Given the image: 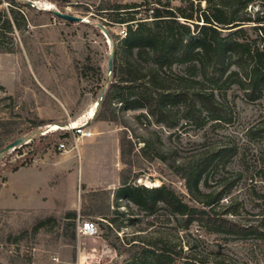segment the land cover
Instances as JSON below:
<instances>
[{
	"label": "rangeland",
	"instance_id": "374dc122",
	"mask_svg": "<svg viewBox=\"0 0 264 264\" xmlns=\"http://www.w3.org/2000/svg\"><path fill=\"white\" fill-rule=\"evenodd\" d=\"M14 1L20 12L16 16L21 26L14 30L13 39L11 34L0 37V117L7 116L8 128L12 131L10 137L30 136V142L23 148L27 154L30 150H37L40 144H49L48 150L39 151L34 160L45 158L48 152L57 158L54 160L57 173L51 184L55 186L56 194L58 191L61 194L55 210H0V238H3L0 241V264H125L126 254L121 255L119 250H123L126 243L143 240L146 243L163 242L165 245L168 241L170 245H183L192 238L202 240L200 249L219 255L229 264H264V231L259 238L247 234L242 239H223L195 225L187 235L181 223L177 225L169 219L164 209L147 216L133 205L127 208L126 203L116 200L113 194L127 177L133 184L145 186L148 181L151 186L146 187L150 188L162 183L172 185L191 200L184 180L175 175L171 166L206 150L229 145L238 148L239 154L226 159L224 171L230 174L241 172V179L221 205L234 200L244 224L261 219L264 202H260L257 196L264 194V184L260 172L254 169L258 145L249 142L245 133L250 127L264 122V101L246 99L237 82H205L200 86L202 89L227 95L228 124L209 120L206 112H202L205 125L199 128L197 123H190L185 118L183 102L170 99H165L163 107L169 112L165 119L176 123L174 128L156 123L145 108L123 110L117 99H113L106 113L110 117V111H114L116 121H96L97 100L102 90L96 87L95 67L99 66L102 71L106 91L120 84L124 96L130 93L125 82L129 77L126 76L128 64L138 71L131 92L140 95L148 88V79L141 76L153 64L151 59L146 54L139 58L135 50L131 55L122 46L121 39L126 36L127 24L134 23L129 19H144L150 24L154 19L145 7L132 13H117L112 9L116 4L140 3L142 0ZM172 1L179 5L181 0ZM23 2L32 8L22 6ZM8 5L6 0H0V11ZM51 10L81 17L84 21L68 24L48 14ZM248 11L252 17L262 15L264 0H256ZM126 20L129 23H125ZM241 35L264 46V32L247 30ZM116 58L118 65L122 61L128 62L123 70L114 63ZM86 68L89 69L86 71ZM184 69L185 65L174 64L170 70L164 68L161 71L162 76L168 74L166 84L169 90L178 89V77ZM119 77L124 78V82ZM185 86L189 85L185 83ZM158 94L153 93V98L147 100L157 105L162 103ZM39 120H45L46 124L17 135V130H25ZM70 126L85 127L92 131V136L74 138ZM4 133L0 128V138ZM144 140L150 142V148L143 153ZM59 142L66 143L67 150L58 149ZM23 160L18 152L7 153L0 161V182ZM218 174H222L221 167L212 168L203 177L201 188L204 192L214 189L207 186L215 184L213 178ZM205 180L208 185H204ZM68 210L90 214L83 218L96 222L98 235L81 237L76 227V243L68 244L65 236L69 237L73 230H64L57 223L51 222L44 229L33 230L38 220L52 214L60 217ZM102 213L108 215L107 219ZM111 220L123 225L120 232L114 229L112 233L103 226L111 225ZM8 234L21 237L19 247L3 243Z\"/></svg>",
	"mask_w": 264,
	"mask_h": 264
},
{
	"label": "trees",
	"instance_id": "16d2710c",
	"mask_svg": "<svg viewBox=\"0 0 264 264\" xmlns=\"http://www.w3.org/2000/svg\"><path fill=\"white\" fill-rule=\"evenodd\" d=\"M6 1L9 5L0 11V37L3 34H11V39H13L14 30L21 26L16 16L20 12L13 4L14 0ZM255 1L181 0L180 4L176 5L172 0H142L140 3L116 4L112 9L118 11L117 13H132L138 11L137 8L145 7V11L154 19L151 24L144 19H129L134 23L127 24L126 36L121 39L122 46L131 55L134 50L139 58L146 54L153 64L141 76L142 79H148V88L140 92V95L131 92L134 88L131 84H134L138 79L135 76L138 71L132 69V65L128 64L126 76L129 75V77L125 78V82L131 90L130 93L124 96L120 92V84L114 85L113 90H105V96L95 113V120L116 121L114 111H110V114L112 113L110 117L106 113L110 109L113 99H117L122 104L123 110L145 108L156 123L174 128L176 123L172 124L165 119L169 112L163 107L165 99H170L173 102L182 101L186 112L185 118L190 123H197L196 126L199 128L205 125L202 112H206L209 120L219 124H228L230 121L226 118L229 106L227 95L216 94L215 90L202 89L200 86L205 85V82H237L246 99L251 102L264 101V94H262L264 91V46L253 43L241 35L247 30L264 32V13L252 17L248 11ZM22 6L32 8L26 2H23ZM48 14L68 24L78 23L56 16L52 10ZM129 21L124 22L129 23ZM114 63H117V67L123 70L128 62L122 61L118 65L116 58ZM174 64L185 65V69L178 77L180 82L178 89L171 91L166 84L169 82L168 74L162 76L161 71L164 68L170 70ZM94 65L93 67L96 66ZM88 69L86 68V71ZM95 69L96 87L103 90L105 87L102 84V71L99 66ZM122 70L120 75L123 73ZM119 79L124 82V78L119 77ZM182 83L184 84L182 85ZM185 83L189 86H185ZM197 85L199 87H195ZM156 92L161 98L158 100H162V103H158V105L147 100L148 97L153 98L152 95ZM7 98L12 100L11 96ZM5 117L7 116L0 117V128L5 132L0 138V149L14 141L16 137V135L10 137L12 131L9 130V121ZM45 124V120H39L38 123H32L25 130H17V135L26 134L33 127H42ZM245 135L249 142H256L258 145L254 169L260 172L259 176L264 184V122L247 129ZM143 142L144 147L141 150L144 153L150 148V142L147 140ZM48 145L43 143L37 147V150H30L28 154H32L29 158H27L28 154L23 151L24 146L14 150L24 160L20 166L13 168L10 172L31 165L35 155L39 151L46 152L49 148ZM237 154H239L238 148L224 145L206 150L192 159L172 165L175 175L184 180L191 200H187L172 185L162 183L150 188L138 183L133 184L127 177L115 189L114 198L124 201L127 208L133 205L147 216H153L160 208L164 209L169 215V219H172L177 225L181 223V227L187 232V235L196 225L223 239L230 237L242 239L247 234L259 238L264 231V214L261 219L256 218L251 220L252 222L244 224L240 220L239 208L235 207L234 200L226 205H221L222 201L231 195L236 182L238 183L241 179V172L230 174L228 171H224L226 159ZM217 167H221L222 174L213 178L215 184L212 186L206 184L205 180L204 185L214 189L204 192L201 188L203 177L208 174L209 170ZM257 199L264 202V194L258 195ZM261 211L264 212V207ZM103 214L105 218L108 217L106 213L101 215ZM84 215L90 214L76 210H68L60 217L52 214L38 220L33 230L44 229L51 222L57 223L64 230H73L69 237L66 235L68 238L65 236V239H68L66 240L68 244H74L76 243L77 223ZM111 223L108 226L100 224L112 233L114 229L119 232L122 230L123 225L116 224L113 220ZM8 235L3 243L18 246L21 237ZM116 239L120 240L119 236L116 235ZM1 240L3 241V238H0ZM201 241L199 238H192L191 241H186L183 245H170L168 241L162 245L163 242L157 244V242L146 243L143 240H134L126 243L127 246L124 245V249H120L119 253L126 254L125 264H229L219 255H212L211 252L200 249ZM17 255L19 259V254Z\"/></svg>",
	"mask_w": 264,
	"mask_h": 264
},
{
	"label": "crops",
	"instance_id": "0c3cea01",
	"mask_svg": "<svg viewBox=\"0 0 264 264\" xmlns=\"http://www.w3.org/2000/svg\"><path fill=\"white\" fill-rule=\"evenodd\" d=\"M5 175L0 182V210H55L61 192L51 184L57 173L51 152ZM48 159V160H47Z\"/></svg>",
	"mask_w": 264,
	"mask_h": 264
},
{
	"label": "built area",
	"instance_id": "2783aa9c",
	"mask_svg": "<svg viewBox=\"0 0 264 264\" xmlns=\"http://www.w3.org/2000/svg\"><path fill=\"white\" fill-rule=\"evenodd\" d=\"M70 129L73 130L74 138H90L92 136L91 130H86L85 127H73L70 126ZM58 149L65 151L67 150L66 143L59 142ZM77 234L81 237H96L98 235L97 224L91 219H82L78 222L77 225ZM56 259V258H54ZM57 260V259H56Z\"/></svg>",
	"mask_w": 264,
	"mask_h": 264
},
{
	"label": "water",
	"instance_id": "95a60500",
	"mask_svg": "<svg viewBox=\"0 0 264 264\" xmlns=\"http://www.w3.org/2000/svg\"><path fill=\"white\" fill-rule=\"evenodd\" d=\"M52 12L56 16L61 17V18L65 19V20L77 21V22H83L84 21L83 18H81V17L73 16V15H70L68 13H63V12H61L59 10H52ZM100 28L103 30V32L106 33V30L103 27H100ZM112 59H113V52H111L110 59H109L110 60L109 61L110 68L112 66ZM104 96H105V89H103L101 91L100 97L97 100V106L96 107H98L100 105V103L102 102ZM30 139L31 138L28 135L20 136L17 139H15L14 141H12L9 144H7L2 149H0V161L5 157V155L7 153L13 152L14 150H16L18 148H21L22 146L28 144L30 142Z\"/></svg>",
	"mask_w": 264,
	"mask_h": 264
},
{
	"label": "bare ground",
	"instance_id": "6f19581e",
	"mask_svg": "<svg viewBox=\"0 0 264 264\" xmlns=\"http://www.w3.org/2000/svg\"><path fill=\"white\" fill-rule=\"evenodd\" d=\"M146 186H151V183H149L148 181L145 183ZM156 185H159L158 183Z\"/></svg>",
	"mask_w": 264,
	"mask_h": 264
}]
</instances>
